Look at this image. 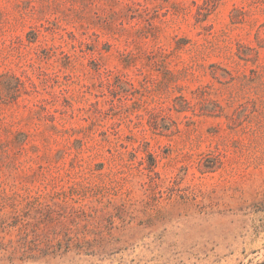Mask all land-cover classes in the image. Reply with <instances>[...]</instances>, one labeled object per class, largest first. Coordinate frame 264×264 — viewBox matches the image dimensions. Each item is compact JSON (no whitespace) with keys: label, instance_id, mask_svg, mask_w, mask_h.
Segmentation results:
<instances>
[{"label":"rangeland","instance_id":"374dc122","mask_svg":"<svg viewBox=\"0 0 264 264\" xmlns=\"http://www.w3.org/2000/svg\"><path fill=\"white\" fill-rule=\"evenodd\" d=\"M0 264H264V0H0Z\"/></svg>","mask_w":264,"mask_h":264}]
</instances>
